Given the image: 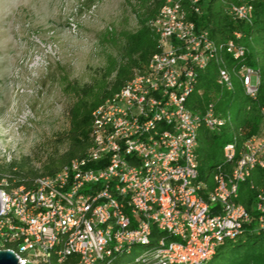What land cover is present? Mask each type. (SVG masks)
Listing matches in <instances>:
<instances>
[{
  "label": "built area",
  "instance_id": "2783aa9c",
  "mask_svg": "<svg viewBox=\"0 0 264 264\" xmlns=\"http://www.w3.org/2000/svg\"><path fill=\"white\" fill-rule=\"evenodd\" d=\"M255 0L225 6L234 23H251ZM211 0H164L149 23L159 52L134 70L132 78L92 113L91 146L30 186L0 185V251L19 264H116L135 246V264H203L217 248L254 222L241 204L240 186L264 168V106L258 134L224 146L214 169V188L201 178L199 136L204 127L219 134L232 115L219 109L238 79L257 100L259 70L242 64L248 49L235 39L217 43L198 25ZM214 64L219 92L192 110L200 74ZM32 117L26 109L21 120ZM8 185V184H6ZM264 229V196L255 203Z\"/></svg>",
  "mask_w": 264,
  "mask_h": 264
},
{
  "label": "rangeland",
  "instance_id": "374dc122",
  "mask_svg": "<svg viewBox=\"0 0 264 264\" xmlns=\"http://www.w3.org/2000/svg\"><path fill=\"white\" fill-rule=\"evenodd\" d=\"M127 1L135 3L0 0V166L23 163L25 171L42 174L67 150L68 109L75 98L64 87L95 84L109 55L121 60L124 41L113 44L106 35L137 30ZM27 108L32 117L23 122ZM143 253L135 246L116 264H135Z\"/></svg>",
  "mask_w": 264,
  "mask_h": 264
},
{
  "label": "trees",
  "instance_id": "16d2710c",
  "mask_svg": "<svg viewBox=\"0 0 264 264\" xmlns=\"http://www.w3.org/2000/svg\"><path fill=\"white\" fill-rule=\"evenodd\" d=\"M243 0H211L203 9L199 17L191 16L198 25L209 28L211 38L217 43L228 42L235 39L234 33L240 32V43L248 49L244 61L234 64L228 61L230 69L242 64L251 66L260 72V87L257 100L247 97L242 90L238 79H234L235 89L225 92L219 109L232 115V126L222 129L219 134L210 133L204 127L199 136L198 159L201 178L214 188V169L224 162V146L236 137L239 142L258 134L262 119L259 109L264 106V0H255L253 3L252 22L234 23L227 15L225 6L229 3H240ZM92 7L102 0H86ZM164 0H135L127 1L132 12L138 20L135 31H123L120 34L107 33L111 42L124 41V52L121 60L109 55L107 67L102 78L91 85L67 83L64 91L75 99L68 109L70 128L66 134L67 150L57 159L44 166V172L25 171L23 163L13 162L8 166H0V184L8 178L6 189L21 185L30 186L41 176L51 175L69 164L74 159L86 156L91 146L92 113L118 93L129 81L134 70L148 63L159 52L158 36L152 31L149 23L156 19ZM114 76V80L110 79ZM217 68L211 64L208 69L200 74L198 90L204 91L202 99L198 92L190 98L188 105L196 111L198 106L208 103L211 92H219L216 83ZM66 81V80H65ZM1 187V186H0ZM264 196V168H256L251 177L240 186L238 201L243 204L254 217V222L234 240H226L220 245L212 260L203 264H264V229L258 227V213L255 203L258 196Z\"/></svg>",
  "mask_w": 264,
  "mask_h": 264
},
{
  "label": "water",
  "instance_id": "95a60500",
  "mask_svg": "<svg viewBox=\"0 0 264 264\" xmlns=\"http://www.w3.org/2000/svg\"><path fill=\"white\" fill-rule=\"evenodd\" d=\"M1 214V201H0ZM0 264H19L18 257L11 251H0Z\"/></svg>",
  "mask_w": 264,
  "mask_h": 264
}]
</instances>
